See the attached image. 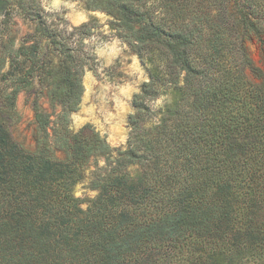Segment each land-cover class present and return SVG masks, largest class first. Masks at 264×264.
Returning <instances> with one entry per match:
<instances>
[{
    "label": "trees",
    "instance_id": "trees-1",
    "mask_svg": "<svg viewBox=\"0 0 264 264\" xmlns=\"http://www.w3.org/2000/svg\"><path fill=\"white\" fill-rule=\"evenodd\" d=\"M84 7L104 12L148 65L131 137L113 148L89 124L69 127L93 22L58 28L41 0H0V264H264V75L244 46L262 41L264 0ZM16 15L35 24L17 48ZM34 86L60 111L51 119L34 95L29 150L9 126L17 94ZM167 91L170 101L148 106ZM98 157L97 193L83 207L73 190Z\"/></svg>",
    "mask_w": 264,
    "mask_h": 264
},
{
    "label": "rangeland",
    "instance_id": "rangeland-1",
    "mask_svg": "<svg viewBox=\"0 0 264 264\" xmlns=\"http://www.w3.org/2000/svg\"><path fill=\"white\" fill-rule=\"evenodd\" d=\"M41 4L48 23H52L54 27L71 29L73 26L91 21L94 25L84 38L86 48L94 59L84 70L81 100L78 108L69 115L70 129L76 131L81 126L89 124L111 147L126 148L131 137L128 117L134 112L132 99L139 92L142 83L149 80L148 65L118 37L117 32L110 27V18L102 11L87 10L84 7V0H41ZM34 29L33 22L16 15L11 27L15 47L21 45L24 37L33 33ZM244 46L253 64L260 68L264 75V36L260 41L249 35L244 40ZM44 50L43 41L41 51ZM49 56L54 63L57 62L56 56ZM34 95H38L40 108L49 113L51 119L60 111L59 105H50L47 89L44 87L34 86L17 94L16 118L10 122L9 129L13 139L29 150L35 147L32 107ZM173 96L174 93L167 91L157 99L148 101V106L156 111ZM156 118V115L153 116L145 126ZM103 166H105L103 157L91 161L85 178L74 187V194L84 201L83 207H86L97 193V190L92 188V181Z\"/></svg>",
    "mask_w": 264,
    "mask_h": 264
}]
</instances>
